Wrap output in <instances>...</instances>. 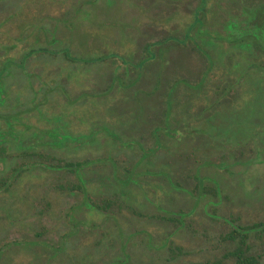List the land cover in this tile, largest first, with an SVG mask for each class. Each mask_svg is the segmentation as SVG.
I'll return each mask as SVG.
<instances>
[{"label": "rangeland", "instance_id": "1", "mask_svg": "<svg viewBox=\"0 0 264 264\" xmlns=\"http://www.w3.org/2000/svg\"><path fill=\"white\" fill-rule=\"evenodd\" d=\"M196 3L0 0V264H264V0Z\"/></svg>", "mask_w": 264, "mask_h": 264}, {"label": "trees", "instance_id": "2", "mask_svg": "<svg viewBox=\"0 0 264 264\" xmlns=\"http://www.w3.org/2000/svg\"><path fill=\"white\" fill-rule=\"evenodd\" d=\"M203 7H204V0H197L196 5L192 9L191 21L187 24V26L184 27L185 32L183 33V40L182 41H184L185 43H187V41L190 42V40H193L194 34L196 35V34L202 33L201 26L203 25V20L200 17V13L203 10ZM262 21H263L262 18L258 17L256 19V23H258V24H261ZM247 36H249V38L255 42V48L259 52V56H258L259 61H258V63L257 62H255L253 64L251 63V64H249V66H247L245 68L250 69L251 67H253V68H256L257 70L262 71V70H264V44L260 43V41H259L260 39L257 37L256 33H249L248 35L246 34L243 37L239 38L240 41H244L243 39L246 38ZM165 39H166L165 41L171 40V36H167ZM178 41L180 42L179 39H178ZM163 43H162V41L158 42V44H163ZM150 46L151 45L146 47V51L149 52V57L144 58L141 61H139V63H137L138 68L142 67V65L145 64L148 59H151L154 56V54H152V52L150 53V50H149ZM33 52H35L34 49L30 50L28 53H26V56L31 55ZM104 59H105L104 57L99 56V57L94 58V59L93 58H89V59L82 58L81 60H83L84 62H93V61H100V60H104ZM207 69L208 70H206L202 76L203 81L204 82L206 81V83L209 82V80H208V78L210 76L209 73L212 70V63L211 62H208ZM136 74H137V77L135 78V80L127 83L126 86H131L132 83L136 82V80L138 79V72ZM183 84L186 87L190 88L194 92L195 91L197 92V91L204 89L206 87V84H204V86L201 88V85H203L202 81L199 82L197 85H192V86L187 84V82H183ZM157 88H158V86L156 85L154 87V89L156 90ZM174 89H175L174 84L170 85L167 88L168 93L166 94V96L168 97L169 100H171L170 96H171L172 92L174 91ZM166 103H167V105L164 106L163 110H161V113L157 114L155 119L151 122V128L148 131L149 134L151 136H153V138L155 137V140H156V137L165 136L164 131H167L166 132L167 134H170V132L172 135L178 134L176 129L171 130L170 126H169V124L171 123V117H172L171 107L169 104H171L172 101H171V103L169 101H167ZM10 117H11V114L0 113V118H4L6 120V122H5L6 125H8V130H6L2 135H7V134L10 135V132H9L11 130V128H9V125H10L9 118ZM134 122L136 123V122H138V120H134ZM210 131H211V133L215 132L213 129H211ZM198 134H201L200 135L201 138L206 137L205 133H203V132H200ZM190 138H192V136H190ZM129 142H130V144H133L135 141L130 139ZM18 145H20V144H18ZM149 153H150V150H149V152L147 151V152H144L143 154L141 153L142 155L137 160L135 166H138L143 160H145V158L148 156ZM38 155L40 157H42L41 154H38ZM70 165H71V163H70ZM75 165L81 166L82 164L81 163H75ZM114 168H115V166H114ZM132 171H133V169L128 170L129 173H133ZM113 172H114V178H116V170L114 169ZM128 178L126 180H128ZM126 180L124 182H122V180H121L120 183H126ZM246 238H247V236H246L245 231L244 232L233 231L231 236H230V239L232 241L236 242V246L234 247V249L231 252H229V255H227V256L231 257L235 261V264H259V261L252 254L249 253V250H248L249 246L246 243Z\"/></svg>", "mask_w": 264, "mask_h": 264}, {"label": "flooded vegetation", "instance_id": "3", "mask_svg": "<svg viewBox=\"0 0 264 264\" xmlns=\"http://www.w3.org/2000/svg\"><path fill=\"white\" fill-rule=\"evenodd\" d=\"M204 4H205V0H204Z\"/></svg>", "mask_w": 264, "mask_h": 264}]
</instances>
